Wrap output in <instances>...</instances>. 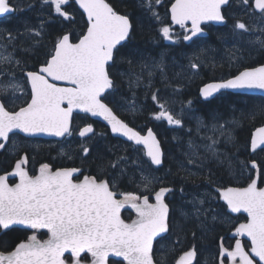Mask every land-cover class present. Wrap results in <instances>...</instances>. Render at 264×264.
I'll use <instances>...</instances> for the list:
<instances>
[{
  "label": "snow or ice",
  "instance_id": "1",
  "mask_svg": "<svg viewBox=\"0 0 264 264\" xmlns=\"http://www.w3.org/2000/svg\"><path fill=\"white\" fill-rule=\"evenodd\" d=\"M42 2L51 5L54 12L65 20L73 19L72 14L65 11L69 0ZM228 2L171 0V23L163 24L159 32L164 40L178 41L180 37L173 31V26L179 25L185 30L182 39L189 41L204 33L202 25L223 23L222 6ZM75 3L86 17V30L75 41L71 31L57 37L39 68L24 73L30 92L25 91V83L18 82L14 73L0 67V76L8 77L7 81L0 80V96L6 97L10 91L13 97L16 93L30 95L23 106L12 110L6 107L4 99H0V149L6 147L10 134L14 135L15 130L29 136L41 133L71 136L73 114L79 111L102 117L113 133L142 145L151 164L161 165L163 153L152 129L142 135L103 102L105 92L115 86L109 71L111 64L133 32L130 15L117 11L108 0H75ZM243 3L248 5L249 0H243ZM160 4L161 0H146L148 10L158 21L160 17L155 6ZM252 6L264 14V0H254ZM13 10L10 0H0V15ZM235 28L248 30L240 21ZM32 31L36 36L40 35L39 31ZM13 39L15 37L9 33V42ZM5 51L6 45L0 44V65L19 66L21 62L13 53L5 54ZM128 63L131 64V60ZM190 66L192 69L199 68L197 63ZM227 89L264 90V64L245 68L226 80L206 83L199 91L207 99ZM152 99L160 108L155 119L166 120L170 125H182V120L160 103L155 93ZM212 131L219 132L221 136L226 134L223 125L214 126ZM78 134L80 137L94 134L93 126L85 125ZM227 135L230 137L231 134ZM208 139L211 143L205 147L215 155L217 141L212 137ZM261 146H264V127L257 128L251 139L254 152ZM82 152L87 156L90 149L83 146ZM28 161V155L22 154L11 172L0 174V231L22 226L31 232L10 250H0V264H69L66 253L70 254L71 264H85L82 254L90 255L87 264H109L110 257H120L124 264H156L153 242L169 231L170 208L165 197L172 191L164 186L153 189L151 185L160 182L159 178L142 172L143 192H117L114 191V179L110 182L109 179L89 175L80 179L77 174L81 173V169H53L48 163L41 164L33 174L28 168ZM118 163H113L111 167H117ZM251 167L256 175L249 177L246 186L218 190L219 197L231 212L243 211L247 214L246 221L234 227V246L225 247L221 239L219 264H225V261L227 264H257L255 257L264 264V187L258 186L264 183L261 179L264 169L255 160L251 161ZM10 178L17 182L9 183ZM126 207L136 213L131 222L122 218L121 211ZM41 230H47L46 239L38 238ZM241 237H246L248 244L242 242ZM195 257L196 247L193 245L180 255L176 264H193Z\"/></svg>",
  "mask_w": 264,
  "mask_h": 264
},
{
  "label": "trees",
  "instance_id": "2",
  "mask_svg": "<svg viewBox=\"0 0 264 264\" xmlns=\"http://www.w3.org/2000/svg\"><path fill=\"white\" fill-rule=\"evenodd\" d=\"M10 2L14 7V12L5 17L7 20L5 23L7 28L10 30H16L15 32H18L20 29H23V25L25 26V23H27L32 28L40 30L39 36H29L31 40L23 42L21 44V49L15 50V53L21 59V64L25 70H35L40 64L44 62L46 59L45 53L52 49L57 37L61 36L65 32L71 31L73 41H75L76 37L86 29V21L84 16L76 7L73 0H69V4L65 6V11H68L72 14L73 19L71 20H65L63 17L56 14L53 7L49 4H44L42 0H10ZM108 2L122 14H129L130 19L133 22L134 28L131 34L132 36L129 42L125 44L126 46L123 47V50H125L128 46L130 47V45L134 46V48L129 50L128 55H126L127 60H136L135 56L138 57L137 54H151L142 51V48H140L149 46L150 42L152 41V37H156L158 33L154 19L149 18V15L152 14L148 8L141 6L142 4L139 0H108ZM43 14H45V17L40 22H43L44 24L37 25V21L41 19V15ZM1 19L4 20V18ZM33 41H35V43ZM133 42H135L137 47L135 44H133ZM22 46H29L30 49L23 50ZM153 53V56H157L156 49H154ZM176 56L177 55L173 54H168L166 56L167 67H161V70L157 73L159 75L164 73L165 78L168 80L164 81L163 83H158L155 81L156 83L154 84L152 90L154 93L156 91L162 95L179 94L178 96L185 100L189 98L197 99L196 89L199 84L198 81H194L192 84H189L190 81L179 82L174 78L175 70L173 69V66H170V62H172V60L176 61ZM254 56L255 57L251 58V60L249 59L244 66H253L255 64L264 63V49L260 50L259 52H254ZM113 66H111L109 69L110 75L115 82L113 92H115V90H119V92L123 94L125 85L118 79V73L113 72ZM244 66L242 65V67ZM239 68L240 67L229 68V74H235ZM164 71H168V73ZM144 77H146V75H144ZM136 93L140 94V92L137 91ZM115 95L116 94L109 93L107 96H105L104 100L112 107L115 112L118 113L114 104ZM139 96L142 97L143 94ZM147 96L148 94L145 95L146 98ZM240 101L241 100L238 96L229 93V113L236 114L237 111H240L238 106ZM145 103H147V101H145ZM255 103L256 104L251 106V108H254L253 110H241L242 117L239 118L241 126L235 129L234 142L233 144H229L228 149L230 155H234L236 158L239 157L246 164L249 165L250 160H256L258 165H261L262 169H264V150L259 151L253 156L250 155L248 151L249 139L252 129L257 125L264 123V116H259L261 106L258 104V102ZM230 106H233V108H230ZM144 107V111L141 110V112L138 113L141 114L138 116V119L145 118L148 109L147 106ZM153 112H157L156 107L153 108ZM245 113H247V116H245ZM145 120L146 119L141 120L140 124ZM84 121L93 123L95 127L94 136L88 139V142L86 143V146L90 149V152L87 156L83 154L80 144L81 141L76 136L79 125ZM131 124L134 125L133 123ZM147 124L150 125V123ZM163 127L164 126L162 124L158 127H154L153 125V129L161 140V144L164 149V164L160 168H154L152 166V169L156 172H165V170H167L163 183L157 185L156 190H158V188L161 186L172 189V191L166 196V203L169 204L170 208V224L169 231L157 238L153 243L154 261L156 264H175L178 257L184 251L195 245L196 258L193 264H214V254H217L219 250L221 239H223L224 244V241L227 242L228 238L229 241L231 240V238L228 236L231 229L235 226V223L229 225V227L223 226L221 224H215L211 227L207 226V232L205 231L206 233H202V231L198 229L197 222L194 219L190 217L182 218L180 216V207L175 203V201L168 197L172 192L177 193L179 189H192L194 191H198L205 186L212 188L214 186L232 185L231 179L229 176H227L225 168L221 167L220 165H212L211 172L208 175L202 174L198 176H192L189 174H184V172L174 164V160L169 157V148H173L174 145L171 142L172 133H170L169 130H164L165 135H167V137L171 140L166 141L165 135H163L159 129ZM72 130L71 139L69 140L71 144L63 155L59 154L58 150L50 147H42L37 151H30L27 148L25 149V152L29 157L28 168L33 172V174L39 169L41 164L48 163L53 167V169L64 167L81 169V173L78 174L79 178H82L84 175H89L99 176L103 179H109L110 182H112L114 179L116 185L114 191L117 192L135 191L134 182H131L129 179V174L131 175V173L129 172L128 174L117 176L118 172L120 171L118 166L115 168L111 167V165L119 157L126 155V153L122 152L121 150L115 152L111 149L112 142H120V140L111 136L108 129L103 124L89 120L87 117H82L80 115H76L73 118ZM173 137L174 135L172 138ZM2 157L0 159V174L6 170H11L12 168V166H9L10 161L7 162L8 160ZM3 160H6V163H3ZM261 179L264 180V177ZM10 183H13V181L10 180ZM245 183H241L239 185H244ZM259 185L263 186L264 183H259ZM218 205H221L222 210H226V206L221 201H218ZM182 211L185 213L183 209ZM121 215L126 222L131 221L135 217V213L131 209L122 210ZM239 217L241 220L244 219L243 215H239ZM193 233H195V237H193ZM30 234L31 232L29 230H25L20 226H13L11 230L0 231V250H10L15 246L16 243L25 239L26 236ZM38 238L46 239L47 230H41L38 233ZM164 245H167L170 250L165 252L163 250ZM205 252L210 253V256L207 255V253L205 255ZM65 258L71 262L70 254L66 253ZM81 258L84 262H88L91 259L89 254H82ZM109 264H124V262L121 259L109 258Z\"/></svg>",
  "mask_w": 264,
  "mask_h": 264
},
{
  "label": "rangeland",
  "instance_id": "3",
  "mask_svg": "<svg viewBox=\"0 0 264 264\" xmlns=\"http://www.w3.org/2000/svg\"><path fill=\"white\" fill-rule=\"evenodd\" d=\"M229 15L232 19L230 20L229 28L227 27L220 30V33L218 34V38L220 40L219 42H221V48L223 50L220 52L215 48L211 50L206 49V51H203L202 54L189 52L180 55L176 61L172 60V62H170V66H173V69L175 70L174 78L176 81H192L189 84H192L195 81L196 77L193 76L194 71L190 66L191 63L199 64V62H201L204 64H215L216 62L225 60V56L229 55V68H238L243 64H246L249 59L251 60V58H254V52H259L260 50L264 49V43H262L264 42V14L254 12L252 6L249 4L245 5L243 0H233L229 8ZM163 16L164 15L159 16L160 19H163ZM44 17L45 14L41 15V19L37 21V25L44 24L43 22H40ZM6 21V18H4V20L0 19V44L6 45L5 54L12 52L14 57L21 62V59L16 55L15 50L21 49V44L23 42L31 40L30 37L35 35V31L32 30H40L34 29L29 26V24L25 23V26L23 25V29L15 32L16 30H10L6 27ZM237 21L245 23L248 30L244 31L236 29L235 24ZM158 22L159 25L162 23L161 20ZM161 27L162 26H160V28ZM228 30V33L223 32ZM9 33L15 37V39L11 40L10 42L8 40ZM33 42L35 43V41ZM22 47L23 50L30 49L29 46ZM137 56L138 57L135 56L136 60H131V64L128 63L129 60H126L127 57H125L123 60H119L121 61L120 63L127 62V68L122 70V72H119L121 74H126L127 81L126 83H123L125 85L124 90L125 93L130 94L124 97L120 96V103L116 107H118V109L119 107L124 109L133 117L140 113L144 106H148L149 109H153L154 107L158 108L156 113L160 111L157 102L153 101L152 99L154 92L152 95L147 96V98L145 95H149L150 90L153 88L156 82L163 83L164 81L168 80L165 78L164 73L161 75L157 73L161 70V67H167V59H165V54H160L157 56H153L152 54H137ZM0 67L7 68L10 72L15 74L18 82L25 83V78L22 76V73L25 69L21 63L19 66L0 65ZM113 72L119 73L115 69ZM144 75H146V77H144ZM146 78L148 80H146ZM7 79L8 77L6 75L0 76V80L7 81ZM144 79L148 82L147 85L144 84V82H146L143 81ZM140 88L143 89L142 92L140 94L136 93V90ZM25 91L30 92L26 83ZM141 94H143L142 97L139 96ZM161 95L162 94L159 93V97L164 98ZM178 95H167L165 96L166 100L159 101L160 103H164L174 116L182 120V125L180 126L170 125L166 120L163 119L158 120L163 121L164 125L167 126L165 129L160 128L162 134L165 135V131L169 130V132L172 133V136L174 135L173 138L176 139L174 140L171 136V141L167 135H165L166 141H171L174 144L173 148H169L168 151L169 157L174 160V164L181 171H183L184 174H189L192 176H198L202 174L208 175L211 172L212 165H220L221 167L225 168L227 176H229L231 179L232 185L237 186L241 183L247 182L249 177L253 176L256 171L239 157L236 158L234 155H230L228 149L229 144H233L234 142L235 129L241 126L239 118L242 117L241 108L243 106H241L240 111H237L236 114L229 113V119L221 117V115H219L220 113L209 114L210 116L208 115V118H203L202 116L195 114L193 107H191L189 103H182V99H180ZM5 99L11 107H18L21 106L25 100H28L29 97L20 93H16L15 97H13L10 91ZM147 99H149V104L148 101L147 104L144 103V100ZM239 99L245 101L242 98ZM177 105L178 107L175 108ZM252 105L253 103L251 102L249 106ZM230 108H233V106H230ZM253 109L254 108H251L249 110ZM155 114H153V118H155ZM245 116H247V113H245ZM134 119L135 117L132 118V120ZM220 125H223L226 130V134L224 136H221L219 132L212 131L214 126L218 127ZM227 133L231 134L230 137L227 135ZM208 137H212L217 141L215 145V155L208 151L205 147L211 143ZM86 143L87 142H80L81 148L86 146ZM70 144V141L45 142L38 139H24V141H20L19 138L16 137L13 139L11 149L24 146L30 151H37L42 147H50L58 150L59 154L63 155L69 148ZM111 145V149L113 151L116 152L121 150L122 152L126 153V155L119 157L114 163L119 162L118 168L120 171L118 172L117 176H122L124 174H128L129 172L131 173V175L129 174V179L131 182H134V192H143V187L140 180L142 172L145 175H151L153 177L159 178L160 182H156L151 185L153 189H156L157 185L163 183L167 170H165V172L154 171L151 164L149 163V160L146 158L143 149L136 148L131 144L126 145L122 142H112ZM189 161L193 162L190 163ZM208 187L205 186L198 191H194L192 189H179L177 193L172 192L168 198L172 199L176 204H178L180 207L179 213L182 218L190 217L197 222L198 229L201 230L202 233L207 232V226L211 227L215 224L227 226L233 223H239L241 220L239 216L230 215L226 212V210H222L221 205H218L219 198L217 196L216 190L214 189L215 186L212 188ZM200 201H203V203L201 204ZM182 209L185 211V213L182 211ZM163 250L166 252L170 250V248L167 245H164ZM207 252H205V255ZM207 255L210 256V253H207Z\"/></svg>",
  "mask_w": 264,
  "mask_h": 264
},
{
  "label": "flooded vegetation",
  "instance_id": "4",
  "mask_svg": "<svg viewBox=\"0 0 264 264\" xmlns=\"http://www.w3.org/2000/svg\"><path fill=\"white\" fill-rule=\"evenodd\" d=\"M139 1L142 4L141 6H144L145 8H147V6L145 5V0H139ZM232 1L233 0H230L228 2V4H226L224 7H222V12H223V14L225 16V20H226L224 25L216 26V25H213L211 23L202 25L204 27V30L207 32V34L205 36H195L189 41H185L182 39V37L184 35V31H185L184 29H182L181 27H173V31L180 37V39L174 43L173 41L164 40L162 38L160 32H159L160 26H162L163 24H170L169 7L171 4V0H161V4L155 6V11L159 13V16L164 15L163 16L164 18L160 19L162 21L160 26L155 21L157 19L153 15H149L150 19H154V23L157 26L158 33H157L156 37H152V41L150 42L149 46H144V47H140V48H142V51H145L146 53L154 54L153 51H154V49H156L157 53H162V54L172 53L173 55H178V58L180 55H182L184 53L194 52L196 54H202L203 51H206V49L211 50L213 48H215L221 52L223 49L221 48L222 44H221V42H219L220 40L218 38V34L220 33V30L227 28V27L229 28L230 20H232L230 18V15H229V8L231 6ZM249 5H251V6L253 5V0L249 1ZM252 8H253V6H252ZM253 10H254V8H253ZM254 12H255V10H254ZM223 32L228 33L229 30L223 31ZM189 35H190V33H189ZM129 40L126 41L125 44H127L129 42ZM133 44H135V42H133ZM135 46L137 47L136 44H135ZM132 48H134L133 45H130V47L128 46L125 50H123L124 49L123 47L120 48L119 53H117V55H116V59H115L114 63H112L114 65L113 66L114 68H118V70L120 72H122V70L127 68V66H126L127 62L120 63L121 61H119V60L125 59L126 55H128V53H129V50H131ZM209 50H208V52H209ZM225 57H226L225 60H221L220 62H216L215 64H204V63L199 62V68L198 69H192L194 71L193 76L196 77L195 81H198V83H199L198 87L196 89L197 99L189 98V99H186L185 101L188 103H189V101L192 102L189 104L193 107L196 115H199V116H202L203 118H206L209 114L220 113L219 115H221V117L229 119V93H231V92L222 91V92L214 95L212 98L207 99V100L202 99V97L199 94V92H200L199 90L204 84L211 82V81L226 80L233 75V74L232 75L229 74V55H226ZM126 60H127V58H126ZM244 65L245 64H243V66ZM256 65H258V64H255L253 66H256ZM253 66H244L243 68L253 67ZM119 75H120L119 80L122 83H126V81H127L126 74L120 73ZM191 76H192V74H191ZM146 80H148V79L146 78ZM146 80L144 79L143 81H146ZM190 82H192V81H190ZM147 83H148L147 81L144 82L145 85H147ZM232 94H235L239 98H242L245 101H247V102L242 101V100H241L242 102L240 101L238 106H239V108H241V106H243L241 109H245V110L247 108L250 109L251 106H249V104L251 102L253 104H256L255 102H258V104L261 106L259 116H261V117L264 116V96L250 95V94H239V93H232ZM0 99L5 100L6 107H8L10 110H12L13 108L19 107V106L18 107H11L6 102V99L4 96H0ZM117 111H118V114L125 121H127L128 123L131 122L134 125H136V126H134V125L133 126L136 127L137 129H139V131H141V132H144L141 129H143V127L147 124L148 118H149V121L152 125H156L154 123L153 119H150L151 115H149V114H147V116H145V118H146L145 121H143L141 124H138V123H136L138 116L135 115L134 116L135 119L132 120V118H134V117L129 112L125 111L124 109H121L120 107H119V109L117 108ZM16 137H18L20 141L21 140L24 141V137L22 135H20L18 133H15L14 135L11 134L9 141L6 143V147L4 149H0V159L3 156L2 158L7 159L8 160L7 162L10 161L9 166H12V167H13L15 161L17 159H19L20 155L26 153L25 152L26 147H24V146L11 149L13 139H15ZM42 141H45V140H42ZM12 151H14V152H12ZM3 163H6V160L5 161L3 160ZM9 171L10 170H6L4 172H9ZM4 172H2V173H4ZM10 180L13 182L16 181V179H11V178H10ZM10 180H9V182H10ZM234 241H235L234 238H231L230 241L228 238L227 242L224 241L225 242L224 246L228 247L230 245H233ZM242 241L245 244H248L247 240L244 239ZM214 258H215L214 264H219V259H220L219 250H218L217 254H214ZM225 264H227V261H225ZM257 264H260V263L257 261Z\"/></svg>",
  "mask_w": 264,
  "mask_h": 264
},
{
  "label": "water",
  "instance_id": "5",
  "mask_svg": "<svg viewBox=\"0 0 264 264\" xmlns=\"http://www.w3.org/2000/svg\"><path fill=\"white\" fill-rule=\"evenodd\" d=\"M230 1V0H229ZM74 2H75V0H74ZM76 4V3H75ZM253 5H254V0H253ZM76 6L79 8V5L78 4H76ZM225 6V5H224ZM224 6H222V7H224ZM169 9H170V7H169ZM255 9V8H254ZM79 10L82 12V9H80L79 8ZM255 11L256 12H259L258 10H256L255 9ZM13 12V11H12ZM11 12V13H12ZM11 13H9V14H11ZM169 13H170V11H169ZM9 14H2V15H0V18L1 17H4V16H7V15H9ZM85 17V16H84ZM85 20H86V17H85ZM170 21H171V18H170ZM226 21V20H225ZM225 21L223 22V23H218V22H209V23H211V24H213V25H216V26H222V25H224L225 24ZM208 24V23H207ZM190 25V24H189ZM176 26H179V25H174L173 27H176ZM180 27V26H179ZM190 27V26H189ZM207 34V32L204 30V33L203 34H198L197 36H205ZM190 35H191V33H190ZM195 37V36H194ZM193 38V37H192ZM262 64H264V63H262ZM262 64H259V65H262ZM259 65H257V66H259ZM257 66H254V67H257ZM39 68V67H38ZM250 68V67H249ZM245 69V68H244ZM243 69V70H244ZM242 71V70H241ZM238 74V73H237ZM231 78V77H230ZM211 82H214V81H211ZM208 83H210V82H208ZM29 87H30V85H29ZM203 87V86H202ZM109 91V90H108ZM221 91H229V92H233V93H239V94H251V95H260V96H264V90H260V89H227V90H221ZM220 91V92H221ZM107 92V91H106ZM105 92V93H106ZM219 93V92H218ZM199 94H200V92H199ZM215 94H217V93H215ZM214 94V95H215ZM105 95V94H104ZM213 95V96H214ZM200 96L202 97V95L200 94ZM212 96V97H213ZM212 97H209V98H207V99H210V98H212ZM202 99H204V100H207V99H205L204 97H202ZM104 103H106L105 101H103ZM107 104V103H106ZM110 107V106H109ZM114 112V111H113ZM74 113H78V114H85V115H88L92 120H95V121H98V122H101V123H103L105 126H107L108 127V129H109V132H110V134L113 136V137H117V138H120V139H122V140H124V141H127V142H131V143H133L134 145H136L134 142H132V141H129L128 139H127V137H125V136H123V135H121V134H118V133H113L112 131H111V127H110V125L108 124V122L107 121H105L102 117H100V116H93V115H91V113H84V112H79V111H77V112H74ZM115 113V112H114ZM116 114V113H115ZM117 115V114H116ZM118 116V115H117ZM119 117V116H118ZM120 118V117H119ZM121 119V118H120ZM122 120V119H121ZM125 122V121H124ZM87 125V124H86ZM85 125H83L82 127H84ZM130 126V125H129ZM82 127H80V128H82ZM131 127V126H130ZM259 127H264V124H262V125H259V126H257V127H255L253 130H252V132H251V137H250V143H249V152L251 153V154H254L256 151H258V150H261V148H264V146H261V148H257L256 149V151L254 152L252 149H251V139H252V135H253V133L255 132V130L257 129V128H259ZM133 128V127H132ZM94 129V128H93ZM135 129V128H134ZM149 129V128H148ZM147 129V130H148ZM152 129V128H151ZM136 130V129H135ZM147 130H146V132L145 133H141L142 135H144V134H146L147 133ZM138 131V130H137ZM152 131H153V129H152ZM154 132V131H153ZM15 133H18V134H21L22 136H24V137H26V138H40V139H53V140H62L65 136H63V137H57V136H54V135H49V134H43V133H41V134H35V135H31V136H29L28 134H25V133H22V132H19L18 130H15ZM78 133H79V131H78ZM154 134H155V136H156V138H157V140H159V138L157 137V135H156V133L154 132ZM11 135V134H10ZM67 136V135H66ZM78 136H79V134H78ZM90 136H92V134H89V136L88 137H90ZM80 137V136H79ZM80 138H87V137H80ZM159 142H160V140H159ZM137 146H141V147H143L142 145H137ZM160 146H161V142H160ZM143 149H144V152H145V155H146V149L143 147ZM161 150H162V153H163V155H164V152H163V148H162V146H161ZM146 157H147V155H146ZM148 158V157H147ZM149 159V158H148ZM150 160V159H149ZM151 162V161H150ZM153 165V164H152ZM163 165V156H162V164L161 165H159V166H157V165H153L154 167H161ZM11 172V171H10ZM83 179V178H82ZM231 187H234V186H231ZM264 187V186H263ZM220 200L222 201V202H224L225 204H226V202L225 201H223L221 198H220ZM126 208H128V207H126ZM125 209V208H124ZM227 211L228 212H230V213H232V214H237V213H233V212H231V210L227 207ZM240 213H243V214H245L246 216H247V214L246 213H244L243 211H241ZM238 226V225H237ZM22 227V226H21ZM233 233H234V230L232 231V233H231V236L233 237ZM164 234V233H163ZM163 234H161V235H163ZM160 235V236H161ZM159 237V236H158ZM157 237V238H158ZM241 239H246L247 240V238L246 237H241ZM234 246V245H233ZM113 258H120V257H113ZM254 259H256L257 261H259V258L258 257H255ZM260 264H261V262H259Z\"/></svg>",
  "mask_w": 264,
  "mask_h": 264
},
{
  "label": "bare ground",
  "instance_id": "6",
  "mask_svg": "<svg viewBox=\"0 0 264 264\" xmlns=\"http://www.w3.org/2000/svg\"><path fill=\"white\" fill-rule=\"evenodd\" d=\"M138 68H140V67H138ZM166 84V83H165Z\"/></svg>",
  "mask_w": 264,
  "mask_h": 264
}]
</instances>
